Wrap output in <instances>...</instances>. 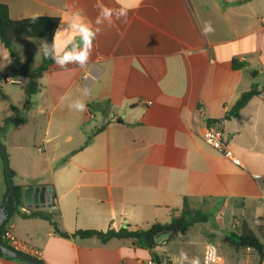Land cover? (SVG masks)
Masks as SVG:
<instances>
[{"label":"crops","instance_id":"crops-1","mask_svg":"<svg viewBox=\"0 0 264 264\" xmlns=\"http://www.w3.org/2000/svg\"><path fill=\"white\" fill-rule=\"evenodd\" d=\"M0 3L14 21L59 18L58 43L73 38L61 56L83 49L75 32L63 31L77 13L100 29L84 66L52 64L31 96L23 88L27 79L21 64L38 68L44 41L15 40V56L9 54L19 70L0 75L22 80L15 85L23 89L19 105L7 93L0 96V106L11 105L0 111V139L22 204L27 188L46 187L49 200L37 213L53 215L68 235L49 220L16 212L9 223L26 253L46 264H155V252L162 264H173L160 245L152 250L132 238L103 243L74 234L166 224L185 198L212 216L205 224L216 231L197 236L205 244L215 232L241 221L250 226L264 214L261 185L253 177L264 176V101L257 96L264 86V0ZM98 5L114 10L111 23L101 17L96 24ZM122 7L126 22L116 18ZM208 26L212 31L205 33ZM234 62L241 68L235 69ZM252 90L256 95L230 117L236 100ZM78 102L86 104V111L76 108ZM212 125L225 132L242 166L205 142L204 132ZM5 173L0 155V208ZM190 231L174 239L188 240ZM0 264L26 263L0 258Z\"/></svg>","mask_w":264,"mask_h":264},{"label":"trees","instance_id":"trees-1","mask_svg":"<svg viewBox=\"0 0 264 264\" xmlns=\"http://www.w3.org/2000/svg\"><path fill=\"white\" fill-rule=\"evenodd\" d=\"M60 19L57 17H32L20 21H14L9 16V9L7 5L0 3V43L9 51V53L14 57V41L17 39H37L45 42V46H47V50L49 52V56H45L43 49V61L42 64L35 69H30L28 65L21 64V68L23 70L22 76L27 79L26 85L23 87L27 93V96H31L36 91L39 90L40 84L39 80L43 77V75L48 71L49 67L55 63V61L51 58L54 50L52 48L53 38L55 32L59 26ZM45 48V47H44ZM233 67L235 69H240L241 65L237 62L233 63ZM6 77H2L0 79H5ZM256 95V90H252L250 92L242 94L234 103V106L229 113L230 117H235L241 109H243L249 101ZM15 110L16 108L13 107ZM9 123V120L5 122V125ZM1 155V152H0ZM2 156V155H1ZM14 175V173H13ZM4 183L6 186V193L4 196V200L1 204V208L5 204V197L8 193V182L6 179V173L4 174ZM17 200H10L8 205L6 206L7 219L4 221L1 227V235L4 236V231L6 226L10 222L11 216L19 211V207L22 205L21 200V188L15 187ZM177 213V212H176ZM33 216L41 217L50 222H53L56 230L64 237H68V235L62 232L59 228V224L57 220H55L53 215L47 213H37ZM211 215L205 213L201 209H196L192 206L191 202L188 198H185L183 201V205L180 211L172 217L170 222L166 224H153L148 229L138 230V231H128L122 230L120 232H115L110 230L108 232H98V231H79L74 234V236L87 239L96 237L100 239L103 243L107 242L112 238H132L135 239L137 244L141 246H146L142 237H147L149 241V248L154 250L157 246L160 245L162 240L171 241L175 237L181 235H186L192 227L197 224H205L208 223L211 219ZM236 230L239 233L232 232L229 236L224 238V241L228 243L231 247H234L236 250L239 249H254L259 252L261 256V261L259 264H262L264 261V243H262L261 239L256 235V233L250 228L249 224L245 221H241L238 226H235ZM5 245L7 247L12 248L3 238ZM13 249V248H12ZM39 264H46L43 260L38 258L35 255L29 253H23ZM0 258H5L8 260H15L5 254L0 250ZM152 258L155 264H162L161 257L158 256L155 252L152 253ZM22 262V261H21ZM25 263V262H24ZM27 264V263H26Z\"/></svg>","mask_w":264,"mask_h":264},{"label":"rangeland","instance_id":"rangeland-1","mask_svg":"<svg viewBox=\"0 0 264 264\" xmlns=\"http://www.w3.org/2000/svg\"><path fill=\"white\" fill-rule=\"evenodd\" d=\"M17 50L20 52L19 46L17 47ZM18 70L19 68L15 63V60L0 43V75H12L17 73ZM2 77L3 76H0V78ZM22 90L23 89L20 86L7 83L3 86V89L0 90V96L3 93H7V95L12 96V104L19 105L20 94ZM2 106H5L7 111L11 108L9 103H5V105L0 106V111L3 109ZM239 223H235L232 227H228L225 230L215 232L216 236L207 242H213L218 247L220 258L223 264H259L261 261V256L258 251L254 249L236 250L234 247H231L224 241V238L229 236L232 232L237 234L239 233V231L235 228V226H238ZM250 228L261 239L262 243H264V214L259 217L258 221L251 222ZM206 229L214 230L215 227L212 225V223L207 225H197L190 231L188 240H182L180 238L173 239L171 241L162 240L160 246L163 248L160 247L159 249L167 250V253L170 255L173 264H201L202 253L205 247L204 241L206 240H203L197 236ZM164 264H171V262L167 260Z\"/></svg>","mask_w":264,"mask_h":264},{"label":"built area","instance_id":"built-area-1","mask_svg":"<svg viewBox=\"0 0 264 264\" xmlns=\"http://www.w3.org/2000/svg\"><path fill=\"white\" fill-rule=\"evenodd\" d=\"M7 83L11 85H22V80L15 77H7L5 79H0V87L6 85ZM257 96L262 101H264V86L259 88L257 91ZM205 142L214 148L221 156L230 160L233 164L237 166H242L240 158L235 154L233 149L227 142L226 134L224 131L220 130L216 126L212 125L206 128L203 136ZM254 179L260 182L261 185V200L264 203V176L260 174H255ZM41 205L37 206L35 204H22L19 207V213L23 216H32L39 212ZM5 241L16 251L21 253H26V249L17 241L13 236L12 226L10 223L6 226L4 231V236L2 237ZM201 264H223L220 258V252L218 247L213 242H207L204 247L203 258ZM264 264V261L262 262Z\"/></svg>","mask_w":264,"mask_h":264},{"label":"clouds","instance_id":"clouds-1","mask_svg":"<svg viewBox=\"0 0 264 264\" xmlns=\"http://www.w3.org/2000/svg\"><path fill=\"white\" fill-rule=\"evenodd\" d=\"M100 7V13L96 19V24L102 23L101 17L108 20L109 23H111V18L113 15V9H109L107 7H104L102 5H98ZM121 17L125 18L127 17V9L120 8L117 19H120ZM64 32H75L78 37L80 38V43L83 45V49L79 51L77 54L67 53L63 56L60 55V53L63 51L64 47L72 41V39L66 40L63 45L58 43L56 37H54L52 48L54 49L53 54L51 55V58L55 61V63L60 66L61 68L66 67L67 62L69 61H76L80 66H84L92 53L93 49V41L96 39L97 35L100 32V29L95 28L91 26L90 23H86L83 21V18L80 16L79 13L76 14L75 20L68 24V28L63 30ZM212 31L211 26H208L204 29L205 33H210ZM60 30H57V37L60 35ZM44 54L45 56H49V52L47 50V46L44 48ZM76 108L80 111H86V104L84 102H78L76 104Z\"/></svg>","mask_w":264,"mask_h":264},{"label":"water","instance_id":"water-1","mask_svg":"<svg viewBox=\"0 0 264 264\" xmlns=\"http://www.w3.org/2000/svg\"><path fill=\"white\" fill-rule=\"evenodd\" d=\"M0 152L4 160L5 164V172H6V179L8 182V193L5 198V204L2 208H0V250L2 251L3 254L25 262L27 264H39L37 261H35L33 258L18 252L10 247H7L5 245V242L2 238L1 235V227L4 223V221L7 219V213H6V206L8 205L9 201H15L17 200L16 196V189H15V183L13 179V171L11 168L10 160H9V155L8 152L3 144V142L0 139ZM49 200V191L47 190L46 187H29L25 190L24 192V202L25 204L29 205H45V203ZM143 243L149 247V241L147 237H142Z\"/></svg>","mask_w":264,"mask_h":264}]
</instances>
